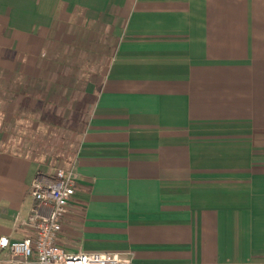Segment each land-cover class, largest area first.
Returning a JSON list of instances; mask_svg holds the SVG:
<instances>
[{
    "label": "crops",
    "instance_id": "0c3cea01",
    "mask_svg": "<svg viewBox=\"0 0 264 264\" xmlns=\"http://www.w3.org/2000/svg\"><path fill=\"white\" fill-rule=\"evenodd\" d=\"M73 23L114 43L68 164L79 175L59 245L264 264V0H0V72L29 74L22 58L51 57ZM5 133L1 235L21 239L33 179L57 168Z\"/></svg>",
    "mask_w": 264,
    "mask_h": 264
},
{
    "label": "rangeland",
    "instance_id": "374dc122",
    "mask_svg": "<svg viewBox=\"0 0 264 264\" xmlns=\"http://www.w3.org/2000/svg\"><path fill=\"white\" fill-rule=\"evenodd\" d=\"M93 37L90 23H73L68 42L50 41L51 57L22 58L29 74L0 72V84L12 88L0 92V128L12 139L14 150L35 156L51 172L70 166L93 93L110 61L114 42L108 41L105 31L96 40ZM3 224L0 219V236Z\"/></svg>",
    "mask_w": 264,
    "mask_h": 264
},
{
    "label": "built area",
    "instance_id": "2783aa9c",
    "mask_svg": "<svg viewBox=\"0 0 264 264\" xmlns=\"http://www.w3.org/2000/svg\"><path fill=\"white\" fill-rule=\"evenodd\" d=\"M78 175L73 164L57 168L51 176H35L30 188L34 203L22 222L32 233L21 239L1 235L0 264H133V256L121 252H70L59 245Z\"/></svg>",
    "mask_w": 264,
    "mask_h": 264
},
{
    "label": "trees",
    "instance_id": "16d2710c",
    "mask_svg": "<svg viewBox=\"0 0 264 264\" xmlns=\"http://www.w3.org/2000/svg\"><path fill=\"white\" fill-rule=\"evenodd\" d=\"M11 91V90H10Z\"/></svg>",
    "mask_w": 264,
    "mask_h": 264
}]
</instances>
